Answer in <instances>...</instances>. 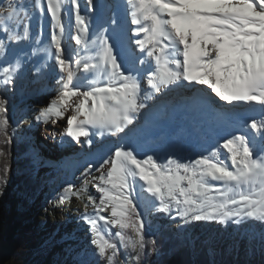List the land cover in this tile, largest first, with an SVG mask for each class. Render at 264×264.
I'll return each mask as SVG.
<instances>
[{
	"label": "snow or ice",
	"instance_id": "6c2138e0",
	"mask_svg": "<svg viewBox=\"0 0 264 264\" xmlns=\"http://www.w3.org/2000/svg\"><path fill=\"white\" fill-rule=\"evenodd\" d=\"M87 2L93 5V0ZM71 3L78 29L71 39L87 53L85 18L80 15L77 0ZM126 4L130 24L135 26L128 29L129 35L116 19H111L92 41L94 54L81 57L77 52L73 59H66L62 46L63 0H47L53 28L59 30L53 31L51 42L62 75L56 81L59 88L55 97L39 111L37 120H65L63 135L76 144H91L95 135H126L141 109L147 107L144 99L185 82L193 92L197 86L205 91L207 99L201 97L203 102H222L230 111L241 105L259 108L262 117L245 120L243 129L247 131L221 137L207 155L188 163L177 159L160 163L152 155L138 158L133 150L116 147L98 169L101 175L93 177L98 198L87 197L81 216L92 232L95 253L107 264H113L120 248L106 238L100 221L109 235L111 229H117L114 236L124 249L137 252L146 246V223L133 198L137 178L143 182L141 191L158 202L154 204L157 212L169 216L175 213L184 224L264 225V0H126ZM37 7L44 11L40 5ZM19 15L11 5L4 9L2 30L7 40L29 38L27 26L22 35L9 27ZM124 44L142 54L132 67L125 65L117 51ZM4 52L0 42V53ZM144 65L147 68L141 67ZM19 67L18 63L0 67V82L12 84ZM77 70L85 74L86 90H82ZM142 79L151 89L148 95H142ZM7 104L0 97V134L6 137L4 143H11ZM219 116L228 122L226 113L220 112ZM256 140L262 145L259 152L252 146ZM9 171L5 166L0 181H5ZM88 183L85 179L79 191L69 185L61 203L71 197L82 199ZM90 206L94 215L87 213ZM109 211V216L102 215ZM129 231L135 239L126 235ZM147 243L155 251L156 241Z\"/></svg>",
	"mask_w": 264,
	"mask_h": 264
},
{
	"label": "rangeland",
	"instance_id": "374dc122",
	"mask_svg": "<svg viewBox=\"0 0 264 264\" xmlns=\"http://www.w3.org/2000/svg\"><path fill=\"white\" fill-rule=\"evenodd\" d=\"M9 5L19 11L18 21L24 19L21 10L13 2L0 9V42H3L5 48V52L0 53V67L17 63L20 67L12 84L5 85L0 82V97L8 101L7 116L9 126L12 128V145L27 142L28 157L31 158L33 172L38 178L45 180L41 192L35 198L29 194L20 193L18 172L14 165L11 167L6 174V182L0 181V236L4 235L7 230L6 223L2 220L5 210H9L11 214L19 211L31 213L30 229L42 240L39 251L45 257L46 264H58V258L63 260L60 264H107L105 259L95 253L94 246L91 244L92 232L81 216L85 212L84 204L87 203V197L91 195L98 198L99 194L93 187V177L101 175L98 169L109 159L116 147L123 146L131 149L138 158H145L147 155H152L151 142L156 140L169 148L163 163L168 159L188 163L202 155H207L215 148L221 137L229 133L239 134L241 131H247L243 129V122L250 119L259 120L262 113L259 108H248L247 111L238 108L230 111L220 107L216 108L214 103H207L199 110L172 103L168 99H163L161 104H156V99H154L157 98L156 94H152L149 96L150 99H146L149 106L146 104L147 107L141 109L135 125L131 126L126 135H105L103 137L95 135L91 137V144L86 142L81 144L75 142L50 143L42 137V129L52 122L45 123L37 120L36 116L41 109L48 107L55 97L56 90L59 88L56 81L62 74L55 61V53L51 64L45 65L44 60L50 55L47 39L44 40L45 45L35 54V43L32 39L15 42L5 38L2 30L5 24L4 9ZM100 16L102 18L104 12H101ZM15 27L13 29L18 32L19 30ZM128 34L127 32L126 35ZM19 45L25 48L23 54L9 53V50ZM63 47L65 49L63 55L66 59H73L77 52L81 57L94 54V47L88 46L86 53L80 45L68 44L66 40ZM118 50L120 51L119 47ZM131 52L132 50L121 57L128 67L135 64L137 57ZM77 74L80 77L79 83L82 90H86L88 85L83 79L85 74L79 70ZM2 79L3 77L0 76V81ZM145 93L147 89L142 84V95ZM220 112L226 113L229 117L227 123L220 118ZM139 116H142L143 120L138 121ZM58 122L64 124L65 120ZM2 135L0 134V138ZM81 140L83 141L84 138L81 137ZM252 146L257 152L262 147L259 140L253 142ZM61 149H63L62 153ZM221 158H223V151ZM51 172L55 173V177L47 179V175ZM0 176H3L2 173ZM12 176H14L13 181ZM85 179L89 183L87 191L81 193L82 199L71 197L70 200L61 203L65 188L72 185L75 190L79 191ZM142 183L137 178L133 198L146 223L145 248L147 246L152 248L151 243H147L153 240L149 233L157 232L158 227L162 226L177 228V225L173 223L178 216L175 213L169 216L157 212L154 204L158 202L153 201L147 193L141 191ZM87 213L94 215V209L90 206ZM102 215L107 217L110 211ZM99 224L106 238L112 239L120 248V254L113 264H156L159 256L156 249L148 254V258L145 255V248L138 249L137 252H133L130 248L124 249L119 239L114 236L117 229H111L112 234L109 235L104 228L103 221ZM243 227L247 228L246 232L243 231ZM126 235L135 239L130 231ZM181 237L194 250L197 247L200 248L199 245H205L211 263L215 261V255L233 257L235 264L243 260H248L253 264H262V259H264V225L259 223L246 222L241 225L229 223L228 226L215 223L186 224L185 229L181 231ZM36 254L37 252L28 255L26 261L29 262L36 258ZM137 255H139L138 260ZM24 261V259L21 260V262Z\"/></svg>",
	"mask_w": 264,
	"mask_h": 264
},
{
	"label": "trees",
	"instance_id": "16d2710c",
	"mask_svg": "<svg viewBox=\"0 0 264 264\" xmlns=\"http://www.w3.org/2000/svg\"><path fill=\"white\" fill-rule=\"evenodd\" d=\"M21 117L19 116V119ZM11 127L7 128V135L11 137V143H4L6 137L2 135L0 138V152L4 155L0 156V173L4 176L3 169L7 166L9 169L14 165L18 172V189L20 193L29 194L36 197L43 188V178H38L33 172L31 166V158L28 157L29 147L27 142L19 145H12ZM178 146V141L176 142ZM152 156L163 163L165 154L169 150L168 146L163 145L159 141L151 142ZM55 173L51 172L47 175V179H53ZM7 211V212H6ZM9 210H5L2 220L6 223L7 230L4 235L0 236V264H46V259L39 251L42 240L38 234L33 233L30 229L31 213L14 212L11 214ZM175 223L177 228L158 227L157 232H150L149 235L156 241L155 249L159 256L156 264H235V259L230 256L217 257L211 263L209 254L205 245H199L200 248L192 249L186 241L181 237V231L185 229L186 224L177 217ZM41 226V225H40ZM153 248V245H152ZM152 248H145V255L148 258ZM37 252V256L26 261L28 255ZM24 259V262L21 260ZM62 258L57 259V263H62ZM237 264H253L248 260L238 261ZM264 264V259H262Z\"/></svg>",
	"mask_w": 264,
	"mask_h": 264
},
{
	"label": "bare ground",
	"instance_id": "6f19581e",
	"mask_svg": "<svg viewBox=\"0 0 264 264\" xmlns=\"http://www.w3.org/2000/svg\"><path fill=\"white\" fill-rule=\"evenodd\" d=\"M13 2L21 10L24 15V19L22 21H18L14 19L9 22V27L17 28L19 31L16 32L19 35H22L23 28L27 26L29 31V38L24 41H30L31 39L35 43L34 53L36 54L39 49L45 45L44 40H48L50 55L47 57L45 61V65L48 66L51 64L53 60L55 49L51 42V35L53 31L58 32V29L53 28V21L51 20L50 13L47 12V0H0V9L7 5L8 3ZM77 4L79 5L80 15L85 18L84 24L88 29V46H93L92 41H94L99 34L101 27L107 28L109 25V21L111 19H116L119 22L120 27L124 30L125 35L128 32V29H134L135 26L130 24V17L128 15V7L126 4V0H93V5L89 6L87 0H77ZM40 5L44 9L43 12L40 11V8L37 7ZM17 9V8H16ZM104 12V16L101 18L100 14ZM61 18L65 25V33L62 38V46L63 43H75L71 37L78 34V29L75 20V6L72 5L71 0H63V10L61 12ZM129 33V32H128ZM109 34H111V30H109ZM130 34V33H129ZM128 34V35H129ZM120 51V59L122 56L128 54L129 51L132 50V55L141 56L138 50H133L129 48L127 44L118 46ZM25 52V48L19 45L16 48L9 50L10 54L19 55ZM143 68H147V65L141 66ZM50 68V72H51ZM144 76V72H141V77ZM144 87L147 89L148 95L151 93V89L147 88L146 80H141ZM162 96V97H161ZM205 91L197 86V91L193 92L191 86L185 84L177 85L172 89L163 90L161 94H156L154 98L156 99V104H161L163 99H168L170 102L175 104H180L185 107H191L195 109H202L207 104L201 100V97H204ZM151 97L147 98L150 99ZM206 98V97H205ZM143 103L147 104L146 99L143 100ZM215 107L228 109L222 102H215ZM149 106V105H148ZM240 109L247 111L248 107L241 105ZM229 110V109H228ZM143 120L142 116H139L138 121ZM66 126L65 123L61 124L60 122L51 123L47 126H44L42 129V137L47 139L50 143H58L63 144L67 142H74L71 138L63 135L64 128ZM61 149V153H62ZM49 151V150H48ZM14 176H12L13 181ZM244 232L247 231V228H242Z\"/></svg>",
	"mask_w": 264,
	"mask_h": 264
}]
</instances>
